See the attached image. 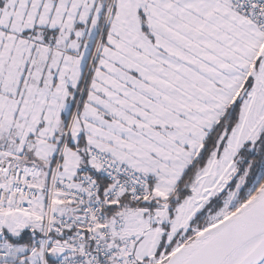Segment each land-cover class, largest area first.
<instances>
[{"label":"snow or ice","instance_id":"6c2138e0","mask_svg":"<svg viewBox=\"0 0 264 264\" xmlns=\"http://www.w3.org/2000/svg\"><path fill=\"white\" fill-rule=\"evenodd\" d=\"M0 264H264V0H0Z\"/></svg>","mask_w":264,"mask_h":264}]
</instances>
